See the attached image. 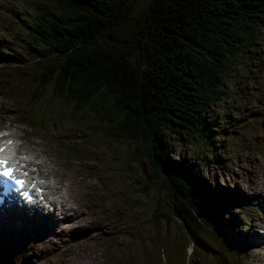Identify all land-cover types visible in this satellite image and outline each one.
Masks as SVG:
<instances>
[{
    "label": "trees",
    "instance_id": "16d2710c",
    "mask_svg": "<svg viewBox=\"0 0 264 264\" xmlns=\"http://www.w3.org/2000/svg\"><path fill=\"white\" fill-rule=\"evenodd\" d=\"M50 1L53 7L36 0L27 14L14 13V23L27 32L19 40L23 51L39 69L34 84L28 77L20 86L37 87L33 98L40 105L44 99L64 100L68 105L63 109L90 113L110 139L129 142L132 150L127 157L136 168H142L144 160L150 163L153 184L162 179L156 189L168 197L171 213L161 211V218L165 223L178 221L184 233L174 249L165 241V247L149 253L147 264L206 260L201 255L208 247L203 238L222 218L205 202V194L221 200L208 190L201 169L210 164L226 166L219 158L220 146L228 144L234 130L229 121L218 126L209 118L226 90L235 87L230 74L242 59L252 55L256 61L259 56L255 47L264 36V0H146L143 10L141 0ZM6 40L12 41L10 34L0 36L3 70L20 63L5 53L14 51L3 46ZM55 112L51 113L55 125L59 121L71 125L75 120H67L60 108ZM14 116L32 130H43L26 108L17 107ZM60 133L64 153L69 158L78 155V141ZM172 133L193 140L188 144L201 148L210 162L198 167L199 158L174 160L166 140ZM90 171L107 184L104 168ZM207 238L211 245H225L224 237ZM7 248L9 253L14 246ZM189 250L194 251L191 256Z\"/></svg>",
    "mask_w": 264,
    "mask_h": 264
},
{
    "label": "rangeland",
    "instance_id": "374dc122",
    "mask_svg": "<svg viewBox=\"0 0 264 264\" xmlns=\"http://www.w3.org/2000/svg\"><path fill=\"white\" fill-rule=\"evenodd\" d=\"M32 1L36 0H0V36L4 39L10 34L12 41L6 40L3 46L15 51L5 53L14 59L18 58L20 62L15 63L8 70H3L4 66L0 64V110L3 111L2 114L0 113V130L13 128L17 144L32 153L33 160L41 164V171L48 176L49 183L56 184L59 187L58 192L65 196L64 202L69 204L65 207V213L67 212L69 217L63 215L68 223L60 226L58 224L54 226L51 221V227H48L47 232L34 235L35 238L31 237L32 242L25 241L29 235L19 234L16 239L9 238V243H18V250H12L11 254L5 255L0 249V261L6 264L9 262L12 264H147L145 259L149 253H156V250L165 247V241L171 245L176 244L175 238L178 234H181L179 238L183 237V227L178 221L165 223L161 218V211L165 214L171 213L168 197L165 198L164 193L162 191L159 193L156 189L157 186L160 187L162 179L156 184L151 182L148 170L150 163L146 160L140 169L136 168L134 162L128 160L127 154L132 150L129 142L110 139L106 129L96 126L99 122L90 113L84 116L79 109L75 111L68 107L63 109L68 105L67 101L54 102L52 99H44L40 105L39 101H34L33 98V88L37 87L30 86L25 90L20 86L28 77L29 83L34 84V77L39 74L36 60H32V57L23 51V45L19 41L22 34L25 35L27 32L20 29V23H14V13L27 14V11L32 10ZM40 1L47 2V8L53 7L50 0ZM145 1L141 0L139 9L143 10ZM149 10L148 8L147 15H151ZM260 39V44L255 47L258 49V53L255 54H259L255 56L257 60L253 61L252 55L243 58L239 67L230 74L235 87L232 90L227 89L223 99L215 104V111L209 118L210 123L217 122L219 126L229 121L230 125L235 126L234 120H241L244 114L249 113L250 106L264 103V36ZM18 68L20 69L17 70ZM24 98L28 103H24ZM17 107L26 108L31 118L40 121L43 130H30L17 124L11 114ZM57 108L61 109L67 120L75 119L71 125H68L67 121H59L55 125V121L51 120V113H56ZM57 131L65 133L66 138L72 137V140L78 141L76 148L78 155L69 158L64 153L61 148L63 142L56 141L62 136ZM234 131L235 129L230 134V142L220 146L222 152L219 158L226 163V166H220L222 170H219L218 164L215 166L210 164V167L206 166L201 170L204 179L210 184L208 190L215 191L218 188L221 195H229V198H232L233 204L235 197L240 201L254 204L255 211L251 215L256 217V223H253L251 230L246 231V234H253L256 228L264 226V132L253 138L242 136L235 139ZM166 137L170 144V156L177 162L193 157L199 158L198 167L210 162L201 148L191 145L192 143L188 144L193 140L190 141L187 136L178 137L172 133L167 134ZM139 146L145 147L140 143ZM96 167H102L107 171V184L101 183L91 173L90 170ZM214 176L220 187L212 180ZM224 179L227 183H231L230 190L226 189ZM205 196L209 208L214 209L221 216L219 200L215 201L213 195L205 194ZM99 205L103 207L100 208ZM74 208L77 210L72 219L70 210ZM226 210L223 211L225 214L222 216L224 221L239 222L238 207L227 206ZM82 213L86 214L85 218L81 217ZM223 220L217 227L207 229V237L211 240V237L219 236L227 240L229 236H234V242H237L239 232L236 230L226 229V235L224 230L223 234L217 231L224 224ZM225 224L230 226L227 222ZM119 225L121 231L118 233L116 231L119 230L116 229ZM100 231L118 233L117 237L120 241L116 244V238H113L107 244L108 248L113 249L112 251L102 248ZM2 236L3 240L0 244L5 246L8 236L7 234ZM150 237L153 240L148 243L147 239ZM207 237L203 238L208 244L207 253L201 254L206 260L194 258V264H264V248L253 249L243 246L244 250L241 252H232L224 247L223 242L220 246L211 245ZM39 240H43V243ZM217 241L220 242V239ZM174 246L169 248L174 249ZM193 252L189 250L187 256H191ZM24 254L27 258L26 263ZM161 260L159 257V261Z\"/></svg>",
    "mask_w": 264,
    "mask_h": 264
},
{
    "label": "bare ground",
    "instance_id": "6f19581e",
    "mask_svg": "<svg viewBox=\"0 0 264 264\" xmlns=\"http://www.w3.org/2000/svg\"><path fill=\"white\" fill-rule=\"evenodd\" d=\"M248 117L252 121V123H254L253 115H248ZM180 157H182V156H180ZM207 171H208V169H207ZM52 185L55 186L56 189H57V191H58L59 187L57 185H55V184H52ZM86 190H88V189H86ZM58 193L61 195V199H62V201H61L62 202L61 208H63V206H68L69 204L67 205L64 202L65 196H62L61 192H58ZM54 202H55V199H54ZM100 202H101V200H100ZM94 205H96V203H94ZM99 206H100V208L103 207L101 205H99ZM28 210H30V209H28V208H18L17 207V210L16 211L8 212L7 210H1V208H0V229L1 228H8V229L17 228V229L21 230L22 232H31L32 231L31 228H32L33 224L35 222H37L39 224H45L44 227H40V230L42 231V233H46V231H47V229L49 227L47 225H50L51 224V221H53V218L51 217V212H50L51 209H50V211H42V213L40 215L39 214H34L32 212L31 213H28ZM76 210L77 209H75V208L70 210V212H71V215L70 216H71L72 219L75 217ZM85 216H86L85 213H82L81 214V217L85 218ZM230 228L231 227L230 226H227L226 224L223 226V229L224 230L230 229ZM236 232H239V239H238L239 242H241L242 244H248V242H250V240H248V242H246V237H247V234L246 233L247 232L245 231V229H243L242 227H239ZM240 235H243V236L240 237ZM254 236L256 238H258L256 235H254ZM182 238L183 237L175 239V242L176 243L181 242ZM25 241L26 242H32L33 240L31 238V236L29 235V236H27L25 238ZM39 242L40 243H43V240H39Z\"/></svg>",
    "mask_w": 264,
    "mask_h": 264
},
{
    "label": "snow or ice",
    "instance_id": "6c2138e0",
    "mask_svg": "<svg viewBox=\"0 0 264 264\" xmlns=\"http://www.w3.org/2000/svg\"><path fill=\"white\" fill-rule=\"evenodd\" d=\"M9 144L11 141L8 142ZM6 151V148L0 146V177L5 178V182H13L15 186H18L20 189L25 187V181L23 179H18L16 172L18 171L15 164L9 165L8 157L4 156L3 153ZM26 175V173H25ZM12 187V185H8Z\"/></svg>",
    "mask_w": 264,
    "mask_h": 264
}]
</instances>
